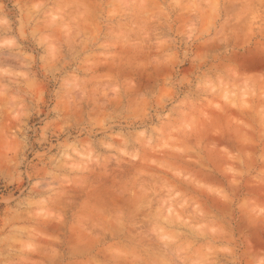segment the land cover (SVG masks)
Wrapping results in <instances>:
<instances>
[{
    "label": "clouds",
    "instance_id": "9594fccd",
    "mask_svg": "<svg viewBox=\"0 0 264 264\" xmlns=\"http://www.w3.org/2000/svg\"><path fill=\"white\" fill-rule=\"evenodd\" d=\"M0 264H264V0H0Z\"/></svg>",
    "mask_w": 264,
    "mask_h": 264
}]
</instances>
